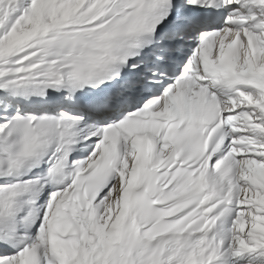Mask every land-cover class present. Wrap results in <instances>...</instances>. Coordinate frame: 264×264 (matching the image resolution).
I'll use <instances>...</instances> for the list:
<instances>
[{"label":"snow or ice","instance_id":"snow-or-ice-1","mask_svg":"<svg viewBox=\"0 0 264 264\" xmlns=\"http://www.w3.org/2000/svg\"><path fill=\"white\" fill-rule=\"evenodd\" d=\"M0 264H264V0H0Z\"/></svg>","mask_w":264,"mask_h":264}]
</instances>
